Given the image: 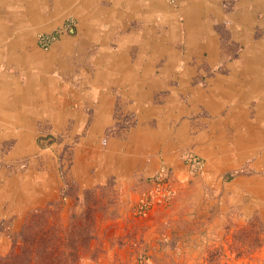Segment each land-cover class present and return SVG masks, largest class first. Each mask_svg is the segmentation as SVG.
I'll return each instance as SVG.
<instances>
[{"label": "rangeland", "instance_id": "1", "mask_svg": "<svg viewBox=\"0 0 264 264\" xmlns=\"http://www.w3.org/2000/svg\"><path fill=\"white\" fill-rule=\"evenodd\" d=\"M168 1L183 11L174 37L138 56L78 52L74 19L30 24L15 7L17 38L0 41V259L31 213L66 226L92 209L83 264H264L263 150L237 143L264 138V1Z\"/></svg>", "mask_w": 264, "mask_h": 264}, {"label": "crops", "instance_id": "2", "mask_svg": "<svg viewBox=\"0 0 264 264\" xmlns=\"http://www.w3.org/2000/svg\"><path fill=\"white\" fill-rule=\"evenodd\" d=\"M238 1L235 0L234 9L239 8ZM181 2L184 5L197 2V6H204L203 0ZM18 5L24 9L21 17L30 24L33 16L36 22L43 20L53 23L51 27L60 25L68 18L74 19L78 29L76 39L80 41L78 52L80 48L87 47L97 56L115 55L111 48L113 44H117L125 55L148 54L144 51L154 49V43L174 37L178 16L183 12L171 7L168 0H0V41H15L17 38L14 27L17 19L15 7ZM10 53L9 50L4 57L6 65L3 70L9 69ZM95 84L99 83L95 81ZM28 85L31 86V83ZM29 88H26L27 92L42 93L41 88ZM6 89L7 86L0 84V98L8 93ZM239 151L241 154L250 152V155L253 152Z\"/></svg>", "mask_w": 264, "mask_h": 264}, {"label": "trees", "instance_id": "3", "mask_svg": "<svg viewBox=\"0 0 264 264\" xmlns=\"http://www.w3.org/2000/svg\"><path fill=\"white\" fill-rule=\"evenodd\" d=\"M93 223L92 209L85 217L73 215L66 226L52 217L48 209L35 211L27 217L20 241L15 243L9 256L0 259V264H83L96 238ZM98 253L92 254V259Z\"/></svg>", "mask_w": 264, "mask_h": 264}, {"label": "bare ground", "instance_id": "4", "mask_svg": "<svg viewBox=\"0 0 264 264\" xmlns=\"http://www.w3.org/2000/svg\"><path fill=\"white\" fill-rule=\"evenodd\" d=\"M259 1H264V0H259ZM249 2V1H248ZM253 2H255V0H253ZM254 5V4H253ZM195 6V5H194ZM256 6V5H255ZM261 6V5H260ZM254 7V6H253ZM197 9V8H196ZM249 9V8H248ZM257 9V8H256ZM187 10V9H186ZM255 10V9H254ZM261 10V9H260ZM189 11H190V9H189ZM201 12H202V10H201ZM203 13V12H202ZM251 13V12H250ZM248 17V16H247ZM250 17V16H249ZM241 18V17H240ZM244 20V19H243ZM241 22V21H240ZM238 23V22H237ZM243 23V22H242ZM189 25V24H188ZM241 25V24H240ZM248 26V25H247ZM246 27V26H245ZM244 32V31H243ZM241 36V35H240ZM246 37V36H245ZM263 44V43H262ZM256 45V44H255ZM262 48V47H261ZM252 49V48H251ZM258 49H260V48H258ZM250 50V49H249ZM247 54V53H246ZM256 54V53H255ZM252 55V54H251ZM249 56V57H251L252 58V56ZM255 56V55H254ZM263 56V55H262ZM248 57V58H249ZM250 59V58H249ZM257 59V58H256ZM263 59V58H262ZM113 63V62H112ZM115 63V62H114ZM113 63V64H114ZM251 62H249V64H250ZM263 63H264V61H263ZM260 65V64H259ZM114 67V66H113ZM261 67V66H260ZM262 68V67H261ZM116 67H115V69L113 68L111 71H110V73H115V71H116ZM237 69V68H236ZM254 69H255V67H254ZM257 70V69H256ZM234 71V70H233ZM236 71V70H235ZM261 71V70H260ZM109 72V70L105 73V74H101V73H99V75H97V78H96V80L95 81H97V82H100V80H104L105 78L106 79H108L107 77H105L104 75H106L107 73ZM248 72H250V71H248ZM254 72V71H253ZM252 72V73H253ZM234 73V72H233ZM257 73V72H256ZM255 74V73H254ZM257 75V74H256ZM145 76V75H144ZM237 76V75H236ZM241 76H242V74H241ZM120 77V76H119ZM261 77V76H260ZM124 78V77H123ZM263 78V77H262ZM115 79H117L116 77H115ZM122 79V78H121ZM255 79V78H254ZM261 79V78H260ZM230 80V79H229ZM237 80L238 79H235V77L232 79V80H230L231 81V83L229 84V85H231V86H233L234 85V83L235 82H237ZM258 80V79H257ZM256 81V80H255ZM251 82V81H250ZM264 82V81H263ZM120 83V82H119ZM224 83V82H223ZM241 83V82H240ZM238 84V83H237ZM236 85V84H235ZM226 86V85H225ZM250 87H251V84L249 85ZM237 87V86H236ZM238 87H239V84H238ZM262 87V86H261ZM219 88H221V86L219 87ZM252 88H254V90L256 89V88H258V84L256 83V82H254L253 84H252ZM214 89H215V87H214ZM226 89V88H225ZM230 89H231V87H230ZM258 90V89H257ZM223 91V90H222ZM237 91H238V89H237ZM241 91V90H240ZM243 92L244 91H241V94H243ZM253 92H255V91H253ZM252 92V93H253ZM206 93V92H205ZM208 93V92H207ZM206 93V94H207ZM223 93V92H222ZM228 93V92H227ZM246 93V92H245ZM251 93V94H252ZM224 94V93H223ZM247 94V93H246ZM250 94V95H251ZM213 95V94H212ZM226 95V94H225ZM223 96V95H222ZM221 96V97H222ZM236 96V95H235ZM259 96V95H258ZM215 97V96H214ZM229 97V96H228ZM216 98V97H215ZM239 98V97H238ZM242 99V98H241ZM240 99V100H241ZM220 100V99H219ZM248 100V99H247ZM236 101V100H235ZM241 102V101H240ZM48 105V104H47ZM17 107H18V104L16 105ZM45 106V105H44ZM241 106H239V108H240ZM43 108V107H42ZM44 109H46V108H44ZM241 109V108H240ZM231 118V117H230ZM238 127V126H237ZM250 127V126H249ZM243 128V127H242ZM244 129V128H243ZM263 130H264V128H263ZM252 131V130H251ZM259 131H261V130H259ZM238 136V138H237V143H239V147H241V149H243V147L244 148H246V150H253V147H258L257 149H256V151H258V150H263V154H262V158H260L261 159V161H264V138L263 137H253V138H247V141H246V138L245 137H243L240 133L237 135ZM263 143V144H262ZM261 144V145H260ZM259 148H261V149H259ZM5 192V191H4ZM1 197V196H0Z\"/></svg>", "mask_w": 264, "mask_h": 264}]
</instances>
